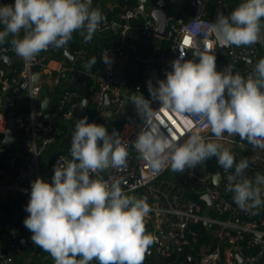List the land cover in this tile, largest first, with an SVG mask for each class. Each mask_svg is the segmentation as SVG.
<instances>
[{"label":"clouds","instance_id":"clouds-1","mask_svg":"<svg viewBox=\"0 0 264 264\" xmlns=\"http://www.w3.org/2000/svg\"><path fill=\"white\" fill-rule=\"evenodd\" d=\"M92 0H14L0 5V43L12 36L15 53L31 61L49 47L62 48L79 31L84 42L92 40L106 20L101 11L91 7ZM264 0H242L231 13H219L211 29L221 47L251 46L261 42ZM23 30V37L20 33ZM106 64L111 58L101 57ZM96 57L85 65L93 68ZM166 79L156 85L149 79L147 88L160 102L154 110L142 94L130 97L144 121L134 147L148 162L153 173L170 165L175 173L195 169L212 157L228 171V191L242 210L264 203V175L257 173L254 182L244 176L247 159L238 163L221 144L206 141L193 132L183 143L161 133L165 126L161 115L179 113L197 123L206 122L215 140L239 136L253 148L264 150V58L247 78L233 74V66L217 70L216 57L207 50L199 61L185 60L184 55L171 62ZM139 92V89H137ZM71 161H57L52 182L37 177L31 193L24 226L32 233V242L50 254L55 264H144L155 237L146 230L145 218L151 211L147 197L125 194L119 182L109 184L92 174L126 166L127 146L116 131L111 134L103 125L77 120L70 147Z\"/></svg>","mask_w":264,"mask_h":264},{"label":"built area","instance_id":"built-area-1","mask_svg":"<svg viewBox=\"0 0 264 264\" xmlns=\"http://www.w3.org/2000/svg\"><path fill=\"white\" fill-rule=\"evenodd\" d=\"M191 14L188 17L174 15L168 20L167 33L165 39L169 42L170 52L164 56V61L168 68L164 73L163 79H166V72L171 71V62L181 55L185 60L199 59L192 54L194 50L202 52L208 51L215 55L216 59L221 58L216 45L215 33L211 29L214 23L213 17L208 13L210 0H186ZM175 0H152V7L166 8L173 5ZM14 0H0L2 4H12ZM238 5L231 4L225 0H219L217 8L225 16ZM147 11V4L137 3L120 14L121 22L105 21L99 29L109 28L113 24L121 25V39L123 41L122 49L120 48V58L118 61L101 65V72L97 77L98 89L95 95L94 103L97 105L98 116L92 123L103 125L111 123L112 119L119 115L127 105V95L119 84L117 63L122 62L128 55H133L135 63L141 67L145 73L151 72L156 68V57L151 51L142 54L138 52L137 46L130 44L126 47V34L130 28V21L138 17H144L143 13ZM145 21L142 32L147 37L156 35L155 19L151 16L144 17ZM2 30V26H0ZM261 42L251 46L231 45L226 54V61L221 64L219 71L224 70L227 66H233V74L239 73L245 78L254 73L255 63L260 54ZM67 46V45H65ZM59 48L49 47V54H39L31 61H25L18 56L11 43L0 45V54L13 55L15 58L22 60V68L15 74H9L4 66L0 63V147L4 144V132L7 123L4 117V107L12 109L17 108V98L21 93L28 96L27 105L29 112L17 111L15 119L24 127L29 135V150L19 160H15L13 154H10V167L13 171V180L9 187L12 190H19L27 193L30 197L31 184L30 179L34 181L39 174V159L41 153L56 141L58 128L55 122H50L45 118V113L40 106V97L44 84L33 82V74L42 72L47 68V63L51 59L57 62V76L53 77L54 85L59 83L62 78L68 74L82 76L83 70L77 69L68 64L64 59L52 58L50 52L58 51ZM87 51L81 49L78 57L85 62ZM76 56V58H78ZM40 67V70H36ZM82 84H85L83 82ZM144 83L140 82L135 90L143 88ZM74 102L67 111H63L60 106L58 120L61 122H71L75 119L74 111L79 105L75 100L77 92L69 91L66 93ZM109 98V104L107 103ZM150 106L154 110H159L161 104L149 95ZM161 118L165 121V126L160 127V131L165 136H170L177 143H183L194 131L206 138H211V131L206 122L197 123L195 119L181 115L179 113L162 114ZM46 119V120H45ZM144 121L135 126L128 138L122 141L128 150L126 166L120 170L110 168L108 173H99V179L108 182H119L124 193L136 195L139 190H145L152 195V200L148 202L151 211L145 218V224L150 225L152 229L148 232L155 237L153 245L150 246L146 254L144 264H152L153 259H165L174 252H184L186 248L194 249L198 243V232L192 228V223L203 221L208 227L212 228L214 241L210 245H201L195 256V264H258L264 259V203L258 208L242 210L233 201V193L228 191V179L231 169L225 171L220 165L215 169H208L204 164L197 166L195 169H189L183 172L196 180V185L200 187L198 192L208 194L212 202L209 208L216 209L221 213H226V218L216 217L210 213H203L201 205L193 200L181 198L180 195H169L164 192H157L156 181L168 170L170 165L164 167L159 173H153L148 165L136 151L134 147L135 139L141 129L144 127ZM230 142L243 146V140L232 137H224ZM264 159V150L254 148ZM70 151L66 154L57 156L50 167L49 172L42 178L46 182H52L54 175L53 167L56 162L71 161ZM95 175V174H92ZM218 178V183H215ZM251 180L254 182L253 178ZM261 199H264L262 193ZM194 211V212H192ZM261 211L262 214L258 215ZM7 232L12 234L9 242L10 248L21 250L20 238L16 233V228L12 223L5 225ZM2 239L0 237V261L1 264H11L13 261L9 253L2 249ZM243 258V263L238 257ZM46 258V256H45ZM91 264H98L93 260ZM160 264H175L173 261H160Z\"/></svg>","mask_w":264,"mask_h":264},{"label":"crops","instance_id":"crops-1","mask_svg":"<svg viewBox=\"0 0 264 264\" xmlns=\"http://www.w3.org/2000/svg\"><path fill=\"white\" fill-rule=\"evenodd\" d=\"M133 1H134V3H139V0H133ZM150 1H152V0H150ZM177 1H181V5L178 8V10L176 11L175 15H180V16L182 15L185 17L190 16L191 10H190V7H189L187 1L186 0H175L174 4ZM225 1L228 3H231V4H235V5H239L242 2V0H225ZM93 2H94V0H93ZM105 4L111 10L112 8H114L115 6L118 5V1L117 0H105ZM92 6H93V3L91 4V7ZM208 13L215 20V19H217V16L220 13V11L217 8L212 7V4H211L209 6ZM261 26H262V28H261L260 54H259V57H258L256 63L261 58H264V18H262V20H261ZM121 31H122V27H121V25H119V28L115 33H113L109 27V28H104V29L98 28V30L93 35V38L90 41L91 42L90 43L91 51H90V59L89 60H91L92 57H96V64L93 66V68L89 69V68L85 67V65L88 63L89 60L84 63V69L86 71L85 74L87 77V79H86L87 85H86L84 94L78 93L77 96L75 97V99L77 101H79V104L83 101V99L87 98L89 100V103L87 106V108H88L89 105L93 104L95 101V95H96V92L98 89L97 88L98 87L97 77L101 72V65L104 62L103 59H102V62H100V60H99L100 57L104 56L107 52V55L111 58V63L118 61V59L120 58L119 57L120 56V48L122 49V44H123V41L121 39ZM23 34L24 33L22 30L20 33V38L23 37ZM12 38H13L12 36H9L6 39V41L4 43H0V45L11 43ZM108 41H109V43H111V46L105 47L104 44ZM166 41L167 40L165 39V37H162L159 35L147 37L143 34V32L140 35H137L135 37V40H133L131 42L127 41V39H126V42H127L126 47H128L130 44H133V45L137 46L138 50L139 49H141V50L149 49L151 52H153L155 54L156 61H157V63H156L157 72L154 73L152 70L151 72L147 73V77L145 79V85L143 86V88L139 92H137V90H135V89L132 90L130 88V86L126 80L127 76H130V77L135 76L134 72H131L129 70L125 71V68L129 66V64L127 62L129 56L127 55L122 62L117 63L116 67H117L118 73H119V70L122 69V74L125 78V82L123 84H121L119 82V84L121 85L122 90L127 95V105H126L125 109L119 115H117L116 117H114L112 119V121L110 123L111 129L108 130V132L111 134L113 131H116L119 134V136L121 137L122 141H124L128 138L131 130L135 126H137L140 123V121L142 120L141 116L136 112L135 107L130 100V97L133 94H139L140 93L144 96L145 99H148V97L150 95L148 88H147L148 80L151 79L153 84L156 85V82L159 79L160 75L162 76V73H161L162 65H163V63H166L164 61V56H163V53H164L163 50L165 48ZM40 54H49V50H46L45 52H41ZM0 56H1V54H0ZM10 56L14 59L13 63L11 65L2 64L9 74L16 72L15 65H17L18 62L22 65V60L15 58L13 55H10ZM225 60H226V54L224 55L223 59L222 58L216 59L218 71L221 67V64ZM67 62L71 63L68 60V58H67ZM256 63H255V65H256ZM56 68H57L56 60L51 59L47 63V68H45L44 71L40 72V77L38 79V82L40 84L49 85V86L54 85L53 77L57 76ZM138 68H139V66L136 64L134 69L138 70ZM46 98H49L47 96V93H44L42 91V94H41V97L39 100L41 108H42V101ZM27 101H28V96L24 92V93H21L18 95L17 108L16 109H12V108H9L7 106L4 107L3 114L5 117L6 123H8L10 118L15 119V115H16L17 111H19V109L24 107V105L27 104ZM49 105H50V109H51V102L50 101H49ZM87 108H86V110H87ZM86 110H85V112H86ZM51 111H53V110L51 109ZM56 113H58V115H59V111H56ZM73 121L61 122L60 120H57L55 122V124L57 125V128H58V135H57L56 141H55V143L48 146L40 155L39 169H38L39 171L38 172H39L41 178H43L49 172L51 164L54 160V156L59 150L58 145H57L58 144L57 141L59 140V138L66 136V134L68 133V130L71 126V123ZM21 127H22L21 124L15 119V131ZM210 134L212 137L209 138L207 141H213V142L219 143L222 145L223 148H230V149L239 148L241 150L242 154H241L240 160L241 159H247L249 161L248 169L251 171L253 180H255V176L257 173L264 175V159L261 158L260 154L247 141L243 140V146H239L238 144L230 142L229 140L224 138V137H232V138L238 139V138H240L238 135L237 136H228V134L225 133L223 138L221 140L217 141V140H215L214 135L212 133H210ZM5 148H7V147L4 144L0 147V230L2 231L3 234L7 233V228L5 225L8 223L13 222L16 224L18 223V224L24 225V220L29 215V213L25 209H26V205L28 204L29 199H30V197H27V193H25L23 191H19V190H12L9 187V185L11 184V182L13 180L14 175H13V171L10 167V160H8L6 157H4ZM101 173H104V172H101ZM91 178L99 179V175H96V174L92 175ZM31 182H32V179H30V184H31ZM136 194L139 195L140 193L139 194L136 193ZM137 195H135V196L137 197ZM142 197H144V194H142ZM262 201H264V199ZM151 229H152V227L150 225H146L147 232H149ZM31 236L32 235H29V239L27 240V244L29 242H32ZM21 239H23V238H21ZM32 244H34V243L32 242ZM18 252H20L21 256H24L26 251L24 250V247L22 246V244H21V250ZM45 259L50 260L49 264H51L54 261L53 258L50 256V254H47L46 258L44 257V260ZM31 261H32V258L30 256H28L25 259H24V257H21L16 262L12 261V264H20V263L21 264H29ZM39 264H47V263H45V261L42 260ZM152 264H160V259H153ZM258 264H264V259L261 260Z\"/></svg>","mask_w":264,"mask_h":264},{"label":"trees","instance_id":"trees-1","mask_svg":"<svg viewBox=\"0 0 264 264\" xmlns=\"http://www.w3.org/2000/svg\"><path fill=\"white\" fill-rule=\"evenodd\" d=\"M117 1H118V5L110 10L105 4V0H94L92 8L93 9L98 8L101 11V13L106 17L105 21L121 22L122 20L120 19V14L125 12L127 9L133 7L137 3H134L133 0H117ZM218 1L219 0H210V5L212 4V7L217 8ZM144 21H145L144 17H138L130 21L131 25L126 34L127 41L131 42L135 40V37L142 33V27H143ZM90 43L91 42L85 43L84 36L81 35L79 31H77L73 33V39L68 42L67 46L59 48L58 51H51L50 54L52 58L64 59L65 61H67V58L65 56L66 49L69 50L73 55L77 57H78V52L81 49H85L87 51L85 62H87L90 59V51H91ZM104 46L109 47L111 46V43H109L108 41L104 44ZM149 51H150L149 49H143V50L139 49L138 50V52L142 54L148 53ZM163 51H164L163 53L164 56H167L169 54L170 47H169L168 41H166V45ZM42 52H45V51H42ZM133 55H134L133 53L132 55H129V58L127 61L129 66L125 68V71L129 70L135 73L134 77L127 76L126 78L132 90H134L135 87L140 82H143L145 85V79L147 77V73H144L141 67H139L138 70L134 69L136 63L133 59ZM221 58L223 59L224 55H221ZM99 60L100 62H102L101 57ZM85 62L82 61L78 57L74 63H68L69 65L74 66L77 69L83 70L82 76L68 74L65 78H62L60 82L55 85H51V86L44 85L43 86L42 91L44 93H47V96L49 97L50 102H51V109L54 112L59 111L60 106L62 104H64L62 110L67 111L70 105L74 102L73 99H70L68 97V95L66 94L67 92L75 91L79 94H84L85 88L87 85V81H86L87 77L85 74L86 71L84 69ZM15 67H16V72L11 73V74H15L19 72L22 68V65L18 62L17 65H15ZM167 68H168V65L166 63H163L162 70H161L162 76L160 75L159 79H163L164 73L167 70ZM36 70H40V67H36ZM83 82H85V84H82ZM19 112L28 113L29 112L28 105L27 104L24 105V107L19 109ZM85 116L88 118V123H92L94 120L97 119L98 109L95 103L89 105V107L87 108L82 118H84ZM76 122L77 120L75 119L71 123V126L66 136L59 138V140L57 141L58 144L57 143L56 144L58 145L59 150L55 154L54 159L57 156L61 154H66L70 151L72 136L75 130ZM103 126L106 127L108 130L111 129L110 123L103 124ZM14 136H15V140L12 146L10 148L7 147L4 150V157H6L8 160L11 158L10 154L14 155L13 158L15 160H19L25 154H27L29 150L30 138H29L27 130L24 127L18 128L15 131ZM227 149L231 151V153L235 157V161L238 163L240 161L241 154H242L241 150L239 148H235V149L227 148ZM204 165L208 169H212V170L219 166L216 157H212L208 159L204 163ZM232 173H234V167L233 169H231V174ZM244 176L251 180L252 174L248 168L245 170ZM195 182L196 180L188 175H183L182 173H175L171 169H168L156 181V189H157V192H164L171 196L177 194V195H180L181 198L193 199L201 205L203 213L207 212L216 217L226 218L227 217L226 213H221L220 211L216 209H212L208 207L207 202L202 199V193L198 192V189L200 187L196 185V188H193V185ZM138 192L144 194V197H147L148 202L152 200V195L146 192L145 190H139ZM260 214H262L261 211L258 212V215ZM11 223L16 228V233L20 239L25 238L26 240H28L29 235H32V233L24 225H21L18 223L16 224L13 222ZM191 226L194 230L198 232V237H199L198 243L194 246V249L186 248L184 252H181V253L174 252L172 256L165 258V259H161L160 261H173L175 264H193V263H187V261L189 260V257L195 256L197 250L199 249L201 245H210L214 241V233H213L212 228L208 227L203 221L193 222ZM0 237L2 239L3 251L5 253H9L13 257V262H16L21 257H24L25 259L28 256H30L32 258V261L29 264H39L42 260L45 261V263L49 264L50 262L49 259L44 260V257L49 253L43 251L37 245L32 244V242L28 243V249L26 250L24 256H21L20 252H18L15 248L9 247V242L12 239V234L10 232L3 234L2 231L0 230ZM0 264H1V261H0ZM51 264H55V262L53 261Z\"/></svg>","mask_w":264,"mask_h":264},{"label":"water","instance_id":"water-1","mask_svg":"<svg viewBox=\"0 0 264 264\" xmlns=\"http://www.w3.org/2000/svg\"><path fill=\"white\" fill-rule=\"evenodd\" d=\"M140 3H144L147 4V11H145L143 13V16H151L155 19L156 22V26H155V33L156 35L165 37L166 33H167V26H168V20L175 15L176 11L178 10V8L181 5V1H177L175 4L171 5L170 7H166V8H158V7H152L150 5V0H139ZM93 3V0H92ZM217 19L214 20V23L216 22ZM119 28L118 24H113L110 27V30L115 33ZM215 37H216V45L218 48V52L221 55H225L227 54V51L230 49V46L227 47H221L218 43V36L215 33ZM49 50V49H48ZM202 51L200 50H194L192 51V54L194 56H196L199 59V54ZM65 56L68 58V60L71 63H74L76 61V56L73 55L69 50L65 51ZM14 59L9 55V54H1L0 56V63L1 64H8L11 65L13 63ZM153 72H157V69L154 68ZM40 77V72H35L33 74V82L36 84L38 82V79ZM118 80L121 84H123L125 82V78L122 74V69L119 70V76H118ZM49 98H46L42 101V111L45 113V118L50 121V122H56L58 120V113L51 111L50 109V105H49ZM89 100L83 99V101L78 105V107L75 109L74 111V117L75 119L79 120L82 119V117L84 116L85 110L88 106ZM107 103L109 104V98H107ZM15 119L14 118H10L8 123H7V127L5 129L4 132V138H3V143L6 147L10 148L15 140ZM110 169V168H109ZM109 169L103 171L104 173H108ZM215 183H218V178H215ZM202 199L204 201L207 202L208 206L212 205V202L210 200V197L208 194H204L202 196ZM261 205L257 206L258 208ZM194 212V211H192ZM20 243L22 244V246L24 247V250L26 251L28 249V244H27V240L26 239H21ZM239 261L241 263H243V258L242 257H238ZM187 263H193L195 264V259H193L192 257H189V260L187 261Z\"/></svg>","mask_w":264,"mask_h":264},{"label":"rangeland","instance_id":"rangeland-1","mask_svg":"<svg viewBox=\"0 0 264 264\" xmlns=\"http://www.w3.org/2000/svg\"><path fill=\"white\" fill-rule=\"evenodd\" d=\"M138 194L140 193V192H137ZM125 194H127V193H125ZM129 195V194H128ZM137 195V194H136ZM137 197L139 198V197H142V194L140 193L139 195H137Z\"/></svg>","mask_w":264,"mask_h":264}]
</instances>
